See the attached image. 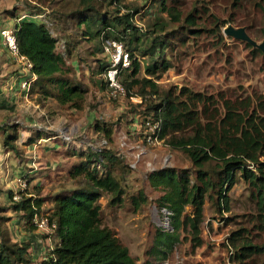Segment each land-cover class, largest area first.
<instances>
[{
  "label": "rangeland",
  "instance_id": "1",
  "mask_svg": "<svg viewBox=\"0 0 264 264\" xmlns=\"http://www.w3.org/2000/svg\"><path fill=\"white\" fill-rule=\"evenodd\" d=\"M19 20L36 21L54 36L56 51L71 66L69 78L86 90L80 109L61 105L44 93L53 91L52 82L36 84L25 59L6 48L2 31ZM228 26L243 27L254 43L227 34ZM100 30L122 41L132 53L130 63L136 59L139 64L134 76L129 65L120 80L152 78L157 93L145 88L140 98V83L125 86L124 93L110 89L103 81L110 59ZM261 43L264 7L259 0H0L4 236L11 242H30L33 254L35 245L38 254H46L52 245L50 231L30 230L23 213L10 208V196L19 192L41 197L39 215L50 214L57 197L91 186L83 172L74 173L85 166L97 175L110 172L122 186V202L117 205L99 190L101 225L127 246L136 264H238L230 258L234 248L227 239L234 230L240 229L253 244H264L255 199L238 169L227 193L229 209L204 204L201 245H191L188 232L181 230L180 242L166 258L154 251L158 228L172 227L170 212L156 201L164 190L151 185L148 175L169 167L185 171L193 180L195 167L184 152L157 137L150 106L168 89L181 86L230 99H264V53L257 47ZM164 60L170 64L167 69L156 68L153 77L146 73L147 66H161ZM185 209L192 210L189 205ZM34 260L33 256L27 264ZM243 264H264V255L254 254Z\"/></svg>",
  "mask_w": 264,
  "mask_h": 264
},
{
  "label": "trees",
  "instance_id": "2",
  "mask_svg": "<svg viewBox=\"0 0 264 264\" xmlns=\"http://www.w3.org/2000/svg\"><path fill=\"white\" fill-rule=\"evenodd\" d=\"M259 2L264 7V0ZM163 9L176 19L171 8ZM99 32L102 39L111 38L104 30ZM16 39L19 54L31 64L36 84L52 82L53 91L44 89L43 92L61 105L80 109L86 90L69 78L71 66H67L62 54L56 51V39L50 31L36 21L19 20ZM127 51L131 59L132 53ZM169 65L164 60L161 66L153 63L145 71L153 77L156 68L167 69ZM130 66L134 76L139 70L136 59H132ZM127 69L119 72L124 88L140 83V98L145 88L157 93L158 85L152 78L139 80L132 76L130 80L121 81L120 74ZM150 110L157 122V137L171 148L184 152L195 167L193 180L185 171L177 172L169 167L148 175L151 185L164 190L156 201L170 212L172 227V231L158 228L154 251L166 258L180 242L181 230L188 232L191 245H201L204 204L208 201L217 209H229L227 193L235 182L236 169L249 186L257 207L256 218L264 226V99H230L181 86L176 90L168 89ZM105 133L110 135L109 130ZM82 172L91 186L57 197L51 213L44 214L55 227L50 231L52 247L46 258L37 264H136L127 246L109 227L101 225L99 190L110 195V204L117 205L122 202V186L110 172L97 175L95 170L85 166L74 169L76 174ZM14 194L19 195L17 199H13ZM10 200V208L23 213L28 228L37 229L34 217L41 213L42 198L18 192L11 194ZM186 205L191 206L190 212L186 211ZM227 239L234 248L230 258L238 264L254 254L264 255V244H253L240 229L234 230ZM29 247L30 242H11L0 229V264L32 262L33 253Z\"/></svg>",
  "mask_w": 264,
  "mask_h": 264
},
{
  "label": "built area",
  "instance_id": "3",
  "mask_svg": "<svg viewBox=\"0 0 264 264\" xmlns=\"http://www.w3.org/2000/svg\"><path fill=\"white\" fill-rule=\"evenodd\" d=\"M3 39L6 48L16 54L18 57L25 59L28 67L30 68L31 64L28 60L20 55L18 52V45L16 39V24L11 29H5L2 31ZM102 45L105 52L109 54V63L107 64L105 70L103 71V80L110 87V89L115 91L125 92L124 87L119 81V72L122 68H126L130 65V57L128 51L124 48V45L121 41L111 38L102 39ZM18 195L14 194L13 199H17ZM37 229L43 231H52L55 227L54 223H50L46 215L34 217Z\"/></svg>",
  "mask_w": 264,
  "mask_h": 264
},
{
  "label": "water",
  "instance_id": "4",
  "mask_svg": "<svg viewBox=\"0 0 264 264\" xmlns=\"http://www.w3.org/2000/svg\"><path fill=\"white\" fill-rule=\"evenodd\" d=\"M227 34L233 35L234 37L246 40L249 43H254L253 40L248 36L243 27L234 28L232 26H228L225 30ZM264 52V43L257 45Z\"/></svg>",
  "mask_w": 264,
  "mask_h": 264
},
{
  "label": "crops",
  "instance_id": "5",
  "mask_svg": "<svg viewBox=\"0 0 264 264\" xmlns=\"http://www.w3.org/2000/svg\"><path fill=\"white\" fill-rule=\"evenodd\" d=\"M37 230H39V229H37ZM51 247H52V245H50L49 246V248H48V250H47V252H46V254H38V252H37V246L35 245V249H34V254H33V256H34V261H33V263L34 264H37V263H39L41 260H43V259H45L46 258V255H47V253L49 252V249H51ZM38 254V255H37ZM27 264V263H26Z\"/></svg>",
  "mask_w": 264,
  "mask_h": 264
}]
</instances>
